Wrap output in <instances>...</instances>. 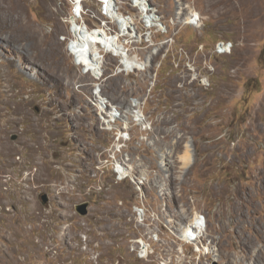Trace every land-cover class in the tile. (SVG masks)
I'll list each match as a JSON object with an SVG mask.
<instances>
[{
  "label": "rangeland",
  "instance_id": "obj_1",
  "mask_svg": "<svg viewBox=\"0 0 264 264\" xmlns=\"http://www.w3.org/2000/svg\"><path fill=\"white\" fill-rule=\"evenodd\" d=\"M117 1L121 40L145 69L115 73L99 45L96 79L69 48L80 25L67 4L0 0V264H264V0ZM189 10L199 25L183 23ZM86 23L120 32L118 20ZM34 27L56 56L33 58ZM94 85L116 122H103ZM135 102L142 119H125ZM194 214L206 218L198 243L173 218Z\"/></svg>",
  "mask_w": 264,
  "mask_h": 264
},
{
  "label": "bare ground",
  "instance_id": "obj_2",
  "mask_svg": "<svg viewBox=\"0 0 264 264\" xmlns=\"http://www.w3.org/2000/svg\"><path fill=\"white\" fill-rule=\"evenodd\" d=\"M139 10L141 11L142 14H144V16H145V13H148V9L146 8L145 5L144 6L142 5L141 9H139ZM191 11H193V10H189L188 13H186L187 17L184 19L183 23L184 24L190 23V24L199 25L198 22L200 21V16L196 17V15L191 13ZM121 15L122 14H119L118 16H116L117 18H115L116 21L117 20L119 21L120 32H119L118 36L108 35V33L106 32L107 33L106 34L103 30L97 31L96 29H94V30H90L88 28L84 29L82 26H75L71 30V32L73 34V39L70 42V46H69L71 53L85 62L84 65L89 69V72L90 71L92 72L93 77H95L96 79L102 78L105 74V71L103 70V68H101L99 66L100 65L99 54L98 53L95 55L90 54V51L92 49H95V47L99 46V45L106 52L111 53L113 56L119 58L121 66L119 67V69L115 73L131 72L132 70L136 71V70H144L145 69L144 63L136 61V59L133 58L131 56V54L129 53V50L126 48L124 42L121 40V37H125L128 35L127 31H126L127 26H128V22L126 21L125 16H121ZM144 20H146L145 17H144ZM156 20L161 22L160 21L161 19H156ZM27 22L28 21L26 19L21 20V24L27 23ZM145 23L148 24V26H150V27L153 26V24L147 20L145 21ZM134 31H136L135 27H134ZM30 34H32L36 38V41H34V46H33V48L35 49V53L32 54L34 59H38V60L42 59V58L48 56L49 53L53 56L57 55L55 42H53V46L50 45V47H48V46L45 47L46 45L40 39V36L38 34V30L36 27H34L33 32L31 31ZM12 50H14V48ZM152 54H154V52H152ZM1 68H2V64L0 65V69ZM53 74H52V76H53ZM54 77H55L54 79H56V82H57V75L56 76L54 75ZM92 94L95 95V97L98 99V101L100 103L98 106V109L101 112L100 114L105 115V118H102L104 123H108V125H109L110 123L114 122L116 119L118 120L121 117V115H123L121 112H119L117 107H114L111 104H110V107L107 106V103H108L107 99L103 98L100 86L94 85L92 88ZM138 106H139V104L136 102L131 103V105L127 109V113H126V116L124 118L127 119L128 116L131 115L133 118H138L140 120V118L142 117V113L138 112V111L136 113V111H135ZM18 108L19 107H17V106L15 107V113L19 112ZM106 108H107V110H106ZM119 113H121L120 116H119ZM118 116H119V118H118ZM122 147H123V145H122ZM122 147L118 148L117 151H121L119 149H121ZM183 157H184L183 160L185 161V163H187V165L190 164V161L193 162V160H192L193 155H192L190 147L186 148V152H185V155ZM117 167H118V170L116 169V166H114L113 168H115V173L120 174V178H119L120 180H123V179H125V177L129 176V174H130L129 168L125 169V166H123L122 163H121V165L118 164ZM131 168H133V167L131 166ZM205 222L206 221H205V218L203 216H200V215L194 216L190 220V223L188 221V223L186 225V231L181 236L184 238V240L189 239V237H193L192 229H191V227H193V224L201 225L200 231L201 232L205 231L204 230ZM143 249H144V245H143Z\"/></svg>",
  "mask_w": 264,
  "mask_h": 264
},
{
  "label": "built area",
  "instance_id": "obj_3",
  "mask_svg": "<svg viewBox=\"0 0 264 264\" xmlns=\"http://www.w3.org/2000/svg\"><path fill=\"white\" fill-rule=\"evenodd\" d=\"M88 1H91V0H60L61 3H64L65 5L67 4L69 6V12H70L69 26L70 27L73 26L74 22L71 21V19H74L75 23L79 24L80 26H83V27L86 26L88 28H91L92 26H89L86 23V19L88 16H92V17L100 18L103 21H105V23H103L102 26H100L98 24L96 27H105V28H108L109 30H112L111 27H109V26H111L112 23H114V25H115V23H116L115 18H116L117 14H122L121 5H119V2L117 0H95L96 3L98 4L99 8H98V10H93V9H88L86 7V5H87L86 3ZM142 1H145L146 4L149 5L148 0H137L138 3L135 2V4H137L136 7H140V5L142 4ZM185 25H193V24L185 23ZM229 44L230 43L225 42L223 40L217 42L216 46H215L216 53L226 54L227 52H229V50H230ZM117 108H118V110L120 109L119 107H117ZM159 196H161V194ZM134 209H135L134 211L137 212L138 216L141 219V220H139V218H138V221H143V218H142V217H144L143 214L140 212V210L138 211V210H136V208H134ZM193 216H195V214ZM200 216H202V215H200ZM173 218L175 219V222L180 225L179 226V229H180L179 232L181 233V235L184 234V232L186 231V225L188 223V222L184 223V221L186 219L184 217V215H180V216L173 217ZM205 220H206V218H205ZM200 226L201 225H199V224L198 225L193 224V227H191L193 237H192V240L190 243H196L201 239L200 236L202 235V232L200 231ZM154 240H158V238L156 237V239H154ZM137 241H138L137 250L140 249V251H139L140 253L138 254V256L140 258H148L150 256V253H152V251H150V246H151L150 243L145 242L143 239H137ZM184 241H186V240H184ZM143 245H144V249H143Z\"/></svg>",
  "mask_w": 264,
  "mask_h": 264
},
{
  "label": "water",
  "instance_id": "obj_4",
  "mask_svg": "<svg viewBox=\"0 0 264 264\" xmlns=\"http://www.w3.org/2000/svg\"><path fill=\"white\" fill-rule=\"evenodd\" d=\"M16 138H17L16 136L13 137V139H16ZM41 197H42V203H43V204L48 203V201H49V197H48L47 194H43ZM88 208H89V203H88V202H85V203H81V204L77 205V206H76V211H77L80 215L85 216V215H87L88 212H89V209H88Z\"/></svg>",
  "mask_w": 264,
  "mask_h": 264
},
{
  "label": "clouds",
  "instance_id": "obj_5",
  "mask_svg": "<svg viewBox=\"0 0 264 264\" xmlns=\"http://www.w3.org/2000/svg\"><path fill=\"white\" fill-rule=\"evenodd\" d=\"M114 31H116V30H114ZM205 229H206V222H205V227H204V230H205ZM203 233H204V232H202V235L200 236V237H201V239L204 237V234H203ZM190 239L192 240V237H190ZM201 239H200V240H201ZM200 240H199V241H200ZM199 241H198V242H199ZM198 242H196V243H198Z\"/></svg>",
  "mask_w": 264,
  "mask_h": 264
}]
</instances>
